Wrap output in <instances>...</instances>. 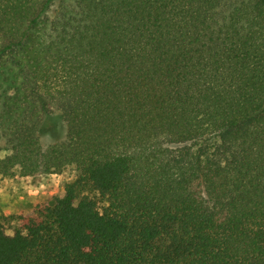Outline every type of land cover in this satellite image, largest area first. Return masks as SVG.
<instances>
[{"label": "trees", "instance_id": "16d2710c", "mask_svg": "<svg viewBox=\"0 0 264 264\" xmlns=\"http://www.w3.org/2000/svg\"><path fill=\"white\" fill-rule=\"evenodd\" d=\"M63 173L0 264H264V0H0V177Z\"/></svg>", "mask_w": 264, "mask_h": 264}, {"label": "rangeland", "instance_id": "374dc122", "mask_svg": "<svg viewBox=\"0 0 264 264\" xmlns=\"http://www.w3.org/2000/svg\"><path fill=\"white\" fill-rule=\"evenodd\" d=\"M44 145L59 140L64 135V125L52 113L45 118L41 128ZM67 173L34 178L0 177V226L11 235L18 227L17 216H28L36 205L47 204L63 197Z\"/></svg>", "mask_w": 264, "mask_h": 264}]
</instances>
